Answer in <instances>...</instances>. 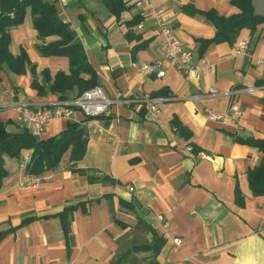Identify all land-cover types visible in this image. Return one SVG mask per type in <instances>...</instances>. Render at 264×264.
I'll return each instance as SVG.
<instances>
[{"label":"crops","instance_id":"crops-1","mask_svg":"<svg viewBox=\"0 0 264 264\" xmlns=\"http://www.w3.org/2000/svg\"><path fill=\"white\" fill-rule=\"evenodd\" d=\"M53 1L82 44L98 86L115 101L102 115L75 110L68 119H51L34 135L17 120L18 107L54 102L57 94H37L29 70L0 71V119L8 132L28 130L35 140H46L70 121L86 136L79 160H70L66 150L57 167L43 171L49 177L32 188L17 185L24 173L20 158L31 151L4 156L0 264H151V252L134 247L155 236L163 239L159 264H264V192L253 195L247 180L262 155L236 140L264 138V23L242 28L231 43L210 42L201 50L215 31L204 13L234 14L231 0H150L144 7L128 0L131 7L119 20L102 0ZM252 4L264 15V0ZM159 8L193 60L209 63L198 79L168 60L163 76L139 71L160 53L162 36L152 23ZM135 15L142 27H126ZM9 33L10 51L26 52L38 81L44 68L51 77L68 71L66 56L37 51L29 10ZM238 42L247 44L242 54L235 53ZM76 94L73 89L66 96ZM144 97L159 99L156 110ZM209 112L220 118L210 119ZM174 120L182 129L174 128Z\"/></svg>","mask_w":264,"mask_h":264},{"label":"trees","instance_id":"trees-1","mask_svg":"<svg viewBox=\"0 0 264 264\" xmlns=\"http://www.w3.org/2000/svg\"><path fill=\"white\" fill-rule=\"evenodd\" d=\"M102 3L117 20L131 7L128 0H102ZM231 3L238 11L229 16H222L214 11L204 13L213 24L215 31L210 40H204L201 43V50L210 42L231 43L242 28L253 30L258 24L264 23V15L254 11L252 0H231ZM27 10L30 12L32 27L39 39L36 44L37 51L42 56H66L69 62L67 72L59 70L51 77L49 71L44 68L39 73L42 79L38 81L36 65L29 60L26 52L21 49L18 54H12L10 51L9 31L23 22ZM140 20L141 18L135 15L130 20L124 21V24L126 27H132ZM47 37H53V39L46 40ZM4 69L15 74H25L29 70L32 74L30 84L37 94H57L58 99L69 98L66 93L70 90L76 89V96H78L83 91L98 85L96 72L88 62L82 44L76 39L69 23L60 18L53 0H0V71ZM172 125L176 130L182 129L175 120L172 121ZM236 140L255 146L261 152L260 164L247 172L251 193L260 195L264 192V138ZM85 147V132L75 122L69 121L66 129L55 136L46 140H35L28 130L21 133L8 132L6 122L0 119V186L7 175L4 156L18 157L22 150H30V161L26 171L39 174L57 167L68 149L70 150L69 159L79 160L85 152ZM191 149L195 153L198 152L192 147ZM78 172L87 173L84 170H78ZM86 176L89 181L96 179L89 173ZM162 244L163 239L155 236L150 244L138 245L134 249L149 250L152 256L151 264H159L155 256Z\"/></svg>","mask_w":264,"mask_h":264},{"label":"built area","instance_id":"built-area-1","mask_svg":"<svg viewBox=\"0 0 264 264\" xmlns=\"http://www.w3.org/2000/svg\"><path fill=\"white\" fill-rule=\"evenodd\" d=\"M150 4V0H136L135 7H144ZM162 8L157 9L152 15V23L157 32L162 36V43L158 57L150 62H143L140 64L139 71L144 75L156 74L163 76L162 69L165 60L171 61L174 67L184 74L186 77L193 76L198 79L200 74L209 68V63L205 62L200 64L193 60V53L190 49L183 46L180 39L172 30L167 18L162 14ZM138 28L142 27V23L137 24ZM247 44L245 42H238L235 46V53L242 54L246 51ZM145 101H151V108L156 110L158 98L144 97ZM115 99H110L105 96L102 89L96 85L90 89L83 91L76 97L67 99H57L54 102L44 103L38 106H32L24 103L18 107L17 120L32 134H40L45 124L56 118H70L75 110L81 111L87 117H94L107 113V109ZM231 112L238 116L241 114L239 107L236 104L230 105ZM210 119L220 118V115L209 112ZM187 152L191 151V147L187 146ZM30 156H22L19 161V167L24 171L17 185L23 188H32L37 186L41 181L47 179L49 175L45 172L33 174L26 171L29 164ZM127 189L132 190L131 186ZM157 219L161 222L162 227L165 229L168 226L167 220L163 215H157ZM173 242L178 244L179 238H174Z\"/></svg>","mask_w":264,"mask_h":264}]
</instances>
